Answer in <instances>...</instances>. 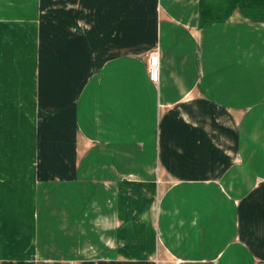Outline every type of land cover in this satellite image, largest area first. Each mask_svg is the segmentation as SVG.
<instances>
[{"label":"crops","instance_id":"crops-1","mask_svg":"<svg viewBox=\"0 0 264 264\" xmlns=\"http://www.w3.org/2000/svg\"><path fill=\"white\" fill-rule=\"evenodd\" d=\"M17 31L86 51L65 130L111 181L92 201L115 243L91 264H264V0H0ZM15 210L0 264H42Z\"/></svg>","mask_w":264,"mask_h":264},{"label":"rangeland","instance_id":"rangeland-1","mask_svg":"<svg viewBox=\"0 0 264 264\" xmlns=\"http://www.w3.org/2000/svg\"><path fill=\"white\" fill-rule=\"evenodd\" d=\"M45 45L38 33L0 32V230L10 217L7 210L16 208L20 234L17 225L27 222L29 210L37 262L91 264L103 256L110 261L114 228L102 224L94 206L100 202L92 197L111 181L72 160L78 149L65 130L86 51Z\"/></svg>","mask_w":264,"mask_h":264},{"label":"built area","instance_id":"built-area-1","mask_svg":"<svg viewBox=\"0 0 264 264\" xmlns=\"http://www.w3.org/2000/svg\"><path fill=\"white\" fill-rule=\"evenodd\" d=\"M147 72L149 81L157 84L159 81V55L157 52H152L147 58Z\"/></svg>","mask_w":264,"mask_h":264}]
</instances>
